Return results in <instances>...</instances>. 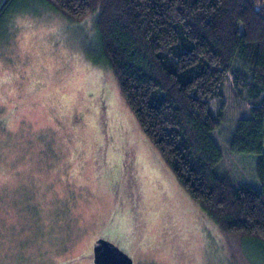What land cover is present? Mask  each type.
I'll return each mask as SVG.
<instances>
[{"label": "rangeland", "instance_id": "374dc122", "mask_svg": "<svg viewBox=\"0 0 264 264\" xmlns=\"http://www.w3.org/2000/svg\"><path fill=\"white\" fill-rule=\"evenodd\" d=\"M0 9V264H94L100 237L135 264H261L141 130L102 58L96 14L74 20L46 0ZM224 98L223 165L253 183L256 155L227 148L250 98L229 84Z\"/></svg>", "mask_w": 264, "mask_h": 264}, {"label": "trees", "instance_id": "16d2710c", "mask_svg": "<svg viewBox=\"0 0 264 264\" xmlns=\"http://www.w3.org/2000/svg\"><path fill=\"white\" fill-rule=\"evenodd\" d=\"M46 1L74 20L96 14L102 58L143 133L190 196L264 264V0ZM228 84L250 98L227 148L256 155L253 183L224 167L216 138Z\"/></svg>", "mask_w": 264, "mask_h": 264}, {"label": "water", "instance_id": "95a60500", "mask_svg": "<svg viewBox=\"0 0 264 264\" xmlns=\"http://www.w3.org/2000/svg\"><path fill=\"white\" fill-rule=\"evenodd\" d=\"M92 258L94 264H135L129 253L104 237L95 241Z\"/></svg>", "mask_w": 264, "mask_h": 264}, {"label": "flooded vegetation", "instance_id": "af4514ba", "mask_svg": "<svg viewBox=\"0 0 264 264\" xmlns=\"http://www.w3.org/2000/svg\"><path fill=\"white\" fill-rule=\"evenodd\" d=\"M93 246H94V244H93ZM92 254H93V250H92ZM93 259V258H92Z\"/></svg>", "mask_w": 264, "mask_h": 264}]
</instances>
